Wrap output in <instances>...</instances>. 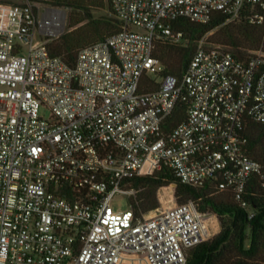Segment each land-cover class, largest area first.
<instances>
[{"label":"built area","instance_id":"obj_1","mask_svg":"<svg viewBox=\"0 0 264 264\" xmlns=\"http://www.w3.org/2000/svg\"><path fill=\"white\" fill-rule=\"evenodd\" d=\"M110 1L121 29L73 66L48 47L63 34V9L15 0L0 12V264H187L217 216L193 201L137 212L128 179L163 166L255 215L246 190L252 176L264 181V165L243 132L264 124V51L241 60L201 39L181 78L154 52L159 40L187 44L174 28L182 18L250 9L263 24L264 0ZM145 76L156 90L140 91ZM180 101L187 117L166 132ZM118 194L128 209H113Z\"/></svg>","mask_w":264,"mask_h":264},{"label":"trees","instance_id":"obj_2","mask_svg":"<svg viewBox=\"0 0 264 264\" xmlns=\"http://www.w3.org/2000/svg\"><path fill=\"white\" fill-rule=\"evenodd\" d=\"M32 1L72 10L71 30L48 43L52 55L61 56L71 66L75 64L80 50L113 36L121 29L110 0ZM12 4L9 0H0V12L6 15ZM101 10L111 15L97 16L96 12ZM250 16L248 9L235 20L221 12H216L207 23L186 18L177 20L174 28L183 31L188 42L182 45L157 41L154 53L165 66L164 73L181 78L198 42L208 34H211L213 43L226 45L241 60H246L260 49L264 51V23L251 21ZM157 88V83L145 76L140 91ZM187 108L186 101L179 102L167 119L166 132L186 119ZM243 135L249 155L264 165V124L250 122ZM127 184L138 191L136 201L132 200L137 212L158 208L159 189L176 184L174 195L178 204L193 201L200 212L217 215L222 223L221 231L193 248L187 264H264V181L259 176H252L246 190L247 200L255 210L252 218L236 203L231 192L218 193L209 184L202 187L184 184L169 167L163 166L153 174L133 175ZM126 261L145 263L144 259L130 256L126 257Z\"/></svg>","mask_w":264,"mask_h":264},{"label":"rangeland","instance_id":"obj_3","mask_svg":"<svg viewBox=\"0 0 264 264\" xmlns=\"http://www.w3.org/2000/svg\"><path fill=\"white\" fill-rule=\"evenodd\" d=\"M10 2L12 3H15V0H9ZM39 5H50V4H44V3H40V2H37ZM52 6V5H50ZM55 7V6H53ZM56 8H60V7H56ZM60 9H63L66 13V16H65V27H64V31L63 33H65L66 31H69L71 30L70 28V23H71V15H72V10L69 9V8H66V7H61ZM96 15L97 16H102V15H111V13H109L108 11L106 10H101V11H98L96 12ZM210 36L211 34H208L206 35L204 38H203V43L206 45V46H214V45H221L223 47H227L226 45H223V44H217V43H213L212 40L210 39ZM45 113L46 115H48V112H43ZM172 186V185H170ZM172 190H173V201H169V198L170 196L168 195L167 196V199L168 201L164 202L163 200H161V197H160V190L158 191V198H159V201H160V207H164V208H168V207H173L175 205H178V202L175 198V195H174V191H175V186L172 187ZM132 200H134V198H132ZM129 205H130V202H129V197L125 194H118L112 201V207L115 211H123V210H126L129 208ZM217 216V215H216ZM214 223L212 224L213 226H211V231L213 233V235L215 236L216 234H218L221 229H222V223L220 221V219L217 217V221H213ZM213 236V237H214ZM249 243V241H248ZM143 259V258H141ZM123 264H134V262H128V261H125L123 262ZM146 264V263H144Z\"/></svg>","mask_w":264,"mask_h":264},{"label":"bare ground","instance_id":"obj_4","mask_svg":"<svg viewBox=\"0 0 264 264\" xmlns=\"http://www.w3.org/2000/svg\"><path fill=\"white\" fill-rule=\"evenodd\" d=\"M172 187L173 186H167V187H163V188L159 189L161 200H163L164 202L168 201L167 196L169 195L170 196L169 201H173L174 197H173ZM126 257H125V260H126Z\"/></svg>","mask_w":264,"mask_h":264}]
</instances>
